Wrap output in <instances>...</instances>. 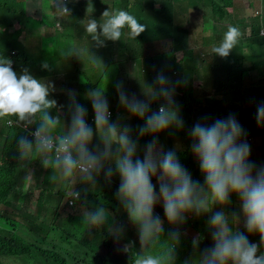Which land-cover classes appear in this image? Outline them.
I'll use <instances>...</instances> for the list:
<instances>
[{
	"label": "clouds",
	"instance_id": "1",
	"mask_svg": "<svg viewBox=\"0 0 264 264\" xmlns=\"http://www.w3.org/2000/svg\"><path fill=\"white\" fill-rule=\"evenodd\" d=\"M52 7H55L59 16L70 14L67 0H53ZM5 12V5L2 6L0 0V22L4 21ZM259 15L264 18V13L260 10L253 17ZM15 19L23 29L19 19ZM2 25L7 30L6 23ZM8 25L11 23L8 22ZM125 27L130 30L129 38L136 39L146 30L147 25L122 9L106 10L99 21L91 18L84 25L86 33L97 47L105 46V41L108 40H121ZM263 28L264 25L260 30L262 36ZM241 35L238 26L229 24L222 41L213 45L212 54L227 58L239 44ZM73 53L82 58L83 53L80 50L72 49L69 55ZM11 59L14 60L13 66ZM18 62L21 59L16 51H11L8 59L0 57V130L2 127L9 129L17 126L25 133L26 136H21L17 145L20 160L39 158L45 169L58 171L61 178L69 183L79 180L94 187L96 177L101 172L109 182L114 174L118 173L121 178L116 193L121 205L109 200L102 203V198L97 205L91 199H84L92 198L91 194L66 186L55 193L62 212L78 208L88 200V204L95 205L96 209L93 211L88 206L91 211H84L83 223L89 228H99L106 224L108 211H116L111 207L116 206L121 212H127L130 221L138 228L141 251L133 257V264H173L174 244L179 241V232L169 233L170 239L167 241L170 244L160 253L153 254L147 250L149 246L160 241L164 232L163 220L158 214H154L155 206L162 201L168 222L178 224L185 222L187 213L199 216L210 212L214 204L230 203V193H236L242 202L235 208L233 220L243 214L247 231L258 232L260 244L264 245V160L263 156L253 159L255 155L247 143L248 141L254 149H259L264 146V134L259 137L249 136L247 141L241 140L246 132L232 114L226 119H216L211 124L197 122L189 135L193 140L191 151L198 157L204 174L205 184L201 185L199 181L193 180L190 172L180 163L172 151V145L168 144L169 151L166 149L164 152L155 138L157 133L170 127H184L179 106L174 100L175 87L163 74H158L156 78V83L160 86L158 89L150 86L145 88L146 100L139 99L135 94L129 96L121 83L111 86L96 85L92 89L85 87L88 88L87 93L80 98L84 99L82 103L85 105L87 99L91 100L94 113L89 117L87 108L77 102L79 97H76L75 92L69 93L71 123L67 128L63 123L64 131L61 134L57 129L63 121L59 115L51 114V110L57 107V101L49 98L52 86L32 76L27 69L18 77L13 70ZM93 63L100 66L96 59ZM42 67L48 68L49 65L44 63ZM105 95L118 96L121 106L145 121L138 128V135L143 137L151 134L154 138L145 145L143 159L137 156L139 143L133 139L131 127L112 122L114 109L109 108ZM161 98L164 103L160 104L158 111H153L151 103ZM37 114H40L39 120L36 119ZM37 122L38 126H35L34 123ZM257 122L264 123V104L257 106ZM94 136H98L99 144L93 150L89 146L92 145ZM106 162H114L115 169L110 166L106 168ZM187 165L189 164L185 166ZM0 173L4 180L13 182L7 191H0V222H8L3 229V235L8 232L21 234L23 229H33L39 223L31 221L25 213V201L32 197L35 202L34 211L39 210L35 194L30 192L28 197L25 196L33 182L32 174L29 173L24 178L23 193L15 189V178H11L1 166ZM153 177L159 183L158 193L152 183ZM60 194L64 195V202H59ZM58 207L57 213L60 212ZM239 208L242 209L241 213H238ZM116 212L120 219V212ZM127 219L120 226L115 225L114 221L111 225L112 230L119 229L114 233L117 240L123 228L127 227ZM208 224L214 229L211 232L214 246L204 250L191 263L185 259V262L176 261L174 264H264V254L257 255L259 245L250 243L242 232L234 231L224 212L214 213ZM237 224L239 225L238 219ZM194 227H189L184 232H191L189 235H192L191 229ZM198 243V240L193 241L194 246H198ZM122 250L129 251V245L125 244Z\"/></svg>",
	"mask_w": 264,
	"mask_h": 264
},
{
	"label": "crops",
	"instance_id": "2",
	"mask_svg": "<svg viewBox=\"0 0 264 264\" xmlns=\"http://www.w3.org/2000/svg\"><path fill=\"white\" fill-rule=\"evenodd\" d=\"M229 3L232 4L229 5ZM1 4L2 6L5 5L6 12L4 13V21L0 22V26L3 23L7 25V30L2 32L0 36V45L3 48H12L11 51L18 52L20 57L23 53L15 48L18 45L27 50L33 47L41 48V40L38 37L43 39V36L46 40L51 36V39L55 41L52 52L46 55L47 60L43 62H36L35 60L33 63L32 60L34 59L24 53L25 56L29 57V61L24 62L20 58L21 62H18L13 70L17 68L19 70L18 74L21 72L22 75L24 70L27 69L32 76L50 84L52 87L57 84L66 87V89H73L76 97L79 98L87 93L88 88H85L87 87L85 84L76 85L78 77L71 78L67 71L61 72L63 67L61 64L63 63L57 60L58 56L55 49L72 40L74 27L76 30L81 31L82 26L87 24L89 19L94 18L99 21L106 10H126L134 15L139 22L147 25V28L136 39H131L128 35L130 30L125 27L122 30L121 40L105 41L103 47H97L95 44L96 48L93 55L100 60L103 72L102 77L95 75L93 79L96 85L111 86L121 83L129 96L135 94L141 100H146L145 88L150 86L158 89L160 87L156 83L158 72L157 70L154 71L153 68L157 69L159 65L167 67L168 62H172V60L165 58V52H183L185 50L212 52L213 45L222 41L223 34L229 24L238 26L243 35L248 23H255L258 19L257 16L253 17L254 14L259 10L264 13V0H67L70 14L65 16H59L56 13L55 7H52L53 0H1ZM135 11L140 12L141 15H136ZM145 13L149 17L145 16ZM15 17L22 21L25 20L26 29H22L18 25L19 23L16 22ZM8 22L11 23L10 26ZM33 31L41 32L43 36L39 33H33ZM216 32L219 33V37H216ZM196 33L198 37L193 38ZM58 42L61 43L58 45ZM132 42H135V44H132ZM239 47L240 44L231 51L227 58L218 56L219 59L215 63L210 59L212 55H201V58L211 60L212 67L211 65L200 66L195 55H192L193 57L185 65L184 72H171L169 80L175 87V97L180 98L177 105L180 109V117L186 127L192 129L197 122L211 124L216 119H226L232 114L235 115L245 130L246 136L244 137H259L264 134V123L257 122V106L264 104V101H258L259 92L256 89L260 86L256 83L258 78L254 79L256 76L263 74L264 70L263 68L255 72L245 70L243 60L248 54L247 52L244 54V50L237 51ZM258 49L261 48L256 45L252 50L256 57L260 55L256 52ZM263 50L264 48L261 51ZM54 53L55 55H53ZM261 58H264V54ZM44 63H47L49 67L43 68ZM21 64L25 65H22L21 68ZM147 67L153 70L150 74L144 70ZM94 68H97V66L94 65ZM222 75L224 78H221ZM182 96L193 99L195 101L194 106L183 107ZM239 98L245 101V105L234 111L230 105L225 103L227 100ZM156 102H159L158 108L162 104L160 101L152 102L155 104L151 106L153 111L156 109ZM78 103L84 107L88 106L82 102ZM201 103L208 109L206 112L198 111V106ZM59 112L62 114V111ZM118 115L123 119L124 117L133 116L123 107ZM39 117L40 114H37L36 119L39 120ZM134 117L132 135H135L138 128L145 123L139 117ZM12 118L18 120L15 116H12ZM34 125L38 126V122ZM176 130L177 128L173 126L160 132L165 134V141L172 144L173 149L177 142H183L185 139V137L178 139L174 137V131ZM0 131L7 134L12 133L9 132L7 127H2ZM63 131L57 132L62 134ZM19 132V136L14 134L12 138L9 137L17 145L19 138L26 136L21 130ZM153 138V135L146 140L140 137L137 152L140 159H143L145 145ZM155 138L158 139L160 145L161 141L158 133ZM97 144H99L98 136H94L92 145L89 146L90 149L94 150ZM10 156L13 158L6 160L7 167L1 166V169L5 170L11 178H15L16 164L34 165L36 171L44 174L48 172L49 176H52L55 193L66 186L84 192H87V188L92 187V192L89 190L91 195H99L103 191L108 195H116L118 191V183L109 182L103 172L96 177L94 187L79 180L76 183L75 180L69 183L61 178L58 171L53 172L51 168L45 169L39 158L22 161L19 154L13 153ZM12 159L15 160L14 165L10 163ZM107 164H110L112 168L115 165L113 162H106L105 167ZM53 177L55 178L53 179ZM35 201L38 205V198H35ZM56 203L59 206L57 200ZM34 205V197L25 201L27 217L34 211ZM55 209L57 208L55 207ZM242 217L243 214L238 216L239 224Z\"/></svg>",
	"mask_w": 264,
	"mask_h": 264
},
{
	"label": "rangeland",
	"instance_id": "3",
	"mask_svg": "<svg viewBox=\"0 0 264 264\" xmlns=\"http://www.w3.org/2000/svg\"><path fill=\"white\" fill-rule=\"evenodd\" d=\"M135 12H136V15L138 16L141 15L140 12L138 11H135ZM145 16L149 17L147 13H145ZM249 19L251 20V18ZM81 22L86 23L87 21H81ZM73 29H75V31L73 32L72 30V37H71L72 40L66 43L65 45L63 44L60 47L55 49L56 50L55 53H57V56H58L57 60L63 63L61 64L63 65L61 72L67 71L68 75L71 76V78L78 77L76 79L77 86L85 84L87 87L93 88L96 86L93 76L96 75V76L102 77V72H103V68L101 66L100 60L97 59L93 55V53L95 52L96 43L91 40L90 36H88V34L85 31L84 26H82L81 31L76 30L75 27ZM33 33L41 34V32H38V31H33ZM251 36H252V33L250 31H246V30L243 31V35L241 36L240 41H239L240 47L237 49V51L244 50L243 51L244 54L247 52L248 56L243 60V67L245 70L249 72H255L261 68H264V58H261L264 54V50L263 51H261V49L256 50V52L260 53V55L258 57L254 56V53L252 52L254 48L252 45H249ZM196 37H198L197 33L193 36V38H196ZM216 37H219L218 32H216ZM38 38L39 40H41L40 41V44L42 45L41 48L33 47L27 50V49H24V47H21L20 45L16 46L15 48L20 53H27L29 56H31L34 59L32 61L36 60V62H43L47 60L46 55L52 52L55 41L51 39V36H49L47 40L44 38V36H43V39L41 37H38ZM176 38H179V37H176ZM60 43L61 42H58L57 44L59 45ZM132 44H135V42H132ZM246 47H249L248 50H245L247 49ZM72 49L80 50L83 53L82 58L75 53L69 55V52ZM1 51L5 54H8V55L10 54V49L3 48L0 45V52ZM55 53L53 55H55ZM203 54L206 56L209 54L212 55L210 59L214 61V63L219 59L218 56L212 54V52L190 51V50H185L183 52H165L164 53L165 58L168 60L169 59L172 60V62H168L167 67L159 65L157 69L153 68V70L154 71L157 70L158 74H163L165 77L170 79L171 72L181 73L185 71V65L190 60V58L193 57L192 55H195V58L198 61L200 66H203V65L210 66L211 65L212 67L213 64L210 63L211 60L201 58V55ZM94 59L98 60L99 62L100 66L97 68H94V65H95L93 63ZM144 70L147 71L148 74H150L153 71L149 67L145 68ZM14 71L17 73V76L21 75V72L18 74L19 70L17 68ZM221 78H224V76L222 75ZM61 80H64V79H61ZM71 92H73V89L72 90L66 89V87H63L57 84L53 85L52 90L50 91L49 98L55 99L57 101V107L51 110V114L53 116L59 115L61 120L63 121L61 125L58 127L57 131L64 130L63 123L65 125V128L70 126L71 115H70L69 107L71 104V100H70L69 93ZM106 99L109 102V108H113L115 110V113L113 110V114L115 115H114V119L112 120V122L116 121L119 123H123L125 125L130 126L132 129L135 117L128 116V117H124L123 119V117H120V115H118V113H120L123 107L119 103L118 96H111V97L106 96ZM76 100L77 102H84V99H81V98H78ZM174 100L177 104L178 101H180V98L174 97ZM159 101L161 103H164L163 98H161ZM85 102H86V105L89 106V107L85 106L87 108V113H89L88 114V117H89L92 113H94V110L92 108L90 99H87V101ZM156 104L158 105L159 102H156ZM59 111H62V114H60ZM155 111H158V107H156ZM14 128H17V129H13L11 134L0 132V166L7 167V163L5 159L13 158L10 156L13 153L19 154L17 143H13L11 140L14 134L15 135L19 134V128L17 126H15ZM186 128L188 127H186L184 124L183 128L181 129L177 128V130L174 131V137H177V139L180 137L181 138L185 137L183 142L182 141L177 142L174 145V149L172 151L175 153L184 154V153H187L188 151H191V145L193 143V140L191 136L189 135V132L191 129L190 128L186 129ZM136 132H137L135 133L136 137L135 135H132V137L133 139H136L139 142L140 136L138 135V130ZM150 136L151 134L145 135L141 138H143V140H146ZM158 136L161 141V144H160L161 148L162 150L165 151L166 149H168L169 142L165 141L164 133H158ZM9 137L11 138L9 139ZM192 154H193L192 156H189V155L184 156V158L181 159V164L183 166H185L186 164H189L188 171L190 172L193 180L199 181L201 185H204L205 184L204 174L202 173L200 169L199 159L198 157H196V155L193 152ZM249 162L253 163V160L249 159ZM113 164L115 163L113 162ZM109 166L111 167L110 164H107L106 168ZM115 167L116 166L114 165L113 169H115ZM29 173H31L33 176V182L31 183L28 192L25 193L22 190L23 185H24V178ZM15 174H16L15 175V189L19 190L20 192L25 193L26 197H28V194L32 192L35 194L34 195L35 198H38L39 210L32 211L29 215V218L33 222L44 224V225H49L48 227H46V229L48 228L50 229V232H52V236H51L50 242H46L47 243L46 247L51 248V249H54V247H57L58 252L60 253L61 257L64 256L65 254L71 263L79 264L82 261V257L77 252V249H76L77 245L69 246V245L64 244V242L78 244V240L77 239L76 240L67 239L65 236L66 231L64 230H61L60 235H58L57 231H55L53 227L59 228V229L65 228V227L69 228L71 223H75L78 226H73L71 229L72 232L75 233L77 237H80V235H78V230L87 233L88 237L86 240L84 239V242H85V245L90 248H98L102 245L106 249L112 251L110 244H114V246L117 247L119 250H121L123 253L130 252L131 249L141 248L139 235H138V228L130 221L127 212L126 213L121 212V210L117 208L116 206L111 207L114 210L116 211L118 210L120 212V213L118 212L120 214V219L118 218L116 211L110 210L108 211L109 216H108L107 222L105 225H103V226H106L108 231L114 236V233L119 229L114 228L112 230L111 225L113 221L115 225L120 226L123 223H125L126 218H128L126 221L127 227L123 228V231H122V234L119 240H117L114 237H111L110 234L106 236L100 231L91 233L89 230V227L83 223L84 211L85 210L91 211L88 207V202H89L88 200L84 201L78 208L66 209L63 212L60 210V212L57 213L55 209V207L56 208L58 207L56 203V194H52L45 189V186L48 183L52 184V179H51L52 176L50 177L48 172H46L45 174L40 173L39 171H36L34 165L26 166L24 164H19V165L16 164ZM111 181L117 182V183L121 182V178L118 175V173L113 175V177L111 178ZM158 184L159 183L157 182L155 186L156 189H157ZM91 189L92 187H90V189L87 188V194H90ZM58 198L60 201H63V202L65 201L64 195H61ZM102 199H103L102 203H105L106 200L104 198ZM241 202L242 201L240 200L239 196L236 193H230V203L228 204H224V205H221L218 203L214 204L210 212L203 213L199 216L196 215L195 213L186 214L185 221L190 222V224L194 225L195 227L193 226L194 228L191 229V231L193 232L192 235H189L191 232H184V234L189 235L188 237L191 238L193 241L194 240L199 241L198 246H193L195 254L197 255L196 260L198 257L202 255L204 250L214 246V241L212 237L210 239L208 235V231H210V234L212 232L208 224V221L210 220L211 216L216 212H224L225 215L228 216L229 222H230L231 220L230 210L233 207L234 214H236L235 208L237 209L239 203ZM0 209H2V205L0 206ZM241 212H242V209L239 208L238 213H241ZM154 213L158 215L160 214V209L158 207V204L154 208ZM237 219L239 220V218ZM237 219L235 220V227H236L235 230L240 231L241 229L245 228L244 216L242 217L239 225L237 224ZM4 222L5 221L0 222V236H3V233H2L3 229L5 225L8 223L7 221L5 223ZM230 225H231V222H230ZM94 229H97V228L94 227ZM98 229L103 230V228H100V227ZM16 234L23 236L22 233L20 234L17 232ZM53 234L56 236V239L54 238L55 236ZM134 234H136L137 236L134 237ZM244 235L248 238L250 243H256L259 245V251L257 255L264 254V245L260 244V235L258 232L249 233L248 231H246ZM52 239H55V240H52ZM184 243H185L184 238L179 240L180 247H183ZM125 244L129 245V251L127 252L122 250ZM99 252L101 253V251ZM33 254H34V259H31L28 256L5 257L3 258L2 263L3 264H47L45 258L42 255H40L39 253L35 251ZM83 254H84L83 258L85 259L86 263L85 261H83L82 264H107L105 261V258H102L100 254L94 252L93 250L89 248H86V252H83Z\"/></svg>",
	"mask_w": 264,
	"mask_h": 264
},
{
	"label": "trees",
	"instance_id": "4",
	"mask_svg": "<svg viewBox=\"0 0 264 264\" xmlns=\"http://www.w3.org/2000/svg\"><path fill=\"white\" fill-rule=\"evenodd\" d=\"M232 3H229V5H231ZM225 17V16H223ZM19 22L23 25V29H26V22L25 20H20ZM264 23H263V15H259L258 19L256 20L255 23H248V25L245 27L246 31H249L252 33V36L250 37V42L249 45H252L253 48H255L256 45H258L259 48H261V50L264 48V36L261 35V29L263 27ZM2 32H5L4 30V26L1 25L0 26V36L2 35ZM260 43V44H258ZM10 52L12 50V48H9ZM8 54L3 53L2 51L0 52V57H5L8 59ZM21 59H23L24 62H28L29 61V57L25 56V54H21L20 56ZM34 63V61H33ZM22 65L25 64H21V68L23 67ZM264 70V68H263ZM258 78V79H257ZM254 79H257L256 83L260 86L258 89H256L257 92H259V96H258V101H264V71L263 74H260L258 76H256ZM92 89V88H90ZM181 101H182V105L183 107L186 108V106H194L195 101L191 98H187L186 96H182L181 97ZM227 105H230L232 107V110H236L239 108H242L245 105V101L242 100L241 98L236 99V100H227L225 102ZM153 104V105H152ZM154 103H151V106H154ZM204 110V111H203ZM208 109L201 103L198 106V111L200 112H206ZM15 126L9 127V132H12L13 129H17L14 128ZM20 130V129H19ZM22 131V130H21ZM1 132V131H0ZM23 132V131H22ZM21 132V133H22ZM20 135V132L18 134V136ZM248 137H242L241 140H248ZM15 139V138H14ZM247 143L250 145V149L251 151L254 153V158L253 159H257L261 156H263L264 159V146L260 147L259 149H254L253 145L251 143H249L247 141ZM172 145V144H171ZM177 158L179 159L180 163H181V159L184 158V156H192V152L188 151L187 153L181 154V153H175ZM261 160V159H260ZM10 163L12 165H14L15 160H11ZM187 170L189 169L188 165L184 166ZM13 182L11 180H4L1 173H0V191H7L9 186L12 184ZM152 183L154 184V186H156L157 183V179L156 178H152ZM47 184V183H46ZM120 184V182H119ZM119 184L117 185V187H119ZM45 189L52 193L55 194L54 192V188L53 185L48 183L45 186ZM157 193L159 192V184L157 185V189H156ZM61 196V194L59 195V197ZM91 199L92 202H96L97 205L100 203V198H104L106 201L109 200L110 202H114L117 203L119 205H121L120 201L117 199L116 195H108L106 192H102L99 195H92V198L90 197H84V199ZM59 200V198H58ZM59 202H61L59 200ZM88 206L94 211L96 209L95 205H91L88 204ZM69 207V206H68ZM158 207L160 209V218L163 220V228H164V232L163 235L160 239V241L154 245V246H149V248L147 249L148 251L152 252L153 254H158L161 251L165 250L170 242L167 241L170 239L169 237V233L171 232H179L180 234V239L184 238V245L183 247H180L179 241L176 242L174 244V262L173 264L177 261V262H185V259H188V262L191 263V261L196 260V256L194 254L193 251V240L191 238H189L186 234H184V230H186L189 227H193L192 224H190V222H186L185 223H178V224H170L166 218V215L164 213V209H163V202L161 201L160 203H158ZM155 214V213H154ZM230 214H231V226L234 227L233 230L236 231V227H235V220H233V217L235 216L234 214V209L232 207V209L230 210ZM73 226H78L75 223H71L70 227L67 228H55L53 227V229L55 231H57V234L60 235L61 230L66 231V238L69 240H78V244H72L69 242H64V244L69 245V246H74L77 245V252L78 254L82 257V261L79 264H82L83 261H85V259L83 258V252H86V248H89L91 250H93L94 252L100 254V256L102 258H105V261L107 264H133V257L136 255L137 252L141 251L140 249H131L130 252L127 253H123L121 250H119L117 247L114 246V244H110V247L112 249V251L106 249L104 246H100L98 248H90L88 246L85 245L84 239L86 240L88 237V234L78 230V235H80V237H77V235L75 233L72 232V227ZM100 228H103V230H99L94 229V228H89L90 232H102L104 235L108 236L110 234L111 237H114L106 228V226H102ZM214 229H211V231H213ZM247 231L246 228H243L240 230V232H242L243 234ZM54 232V231H53ZM23 236L19 235V234H12L10 232H8L7 234L3 235L0 237V264H3V258L5 257H24V256H28L31 259H34V251L39 253L40 255H42L47 264H74L71 263L70 260L67 258V256L64 254V256L61 257L60 253L58 252L57 247H54V249L48 248L46 247V242H50L51 240V236H52V232H50V229H46V226L44 224H39L36 227H34L33 229H30L28 231H26L25 229H23ZM54 235V234H53ZM208 235L209 238L211 239V234L210 231H208ZM55 236V235H54ZM137 236L136 234H134V237ZM56 238V236L54 237ZM32 239V241H31ZM55 240V239H52ZM86 247V248H85ZM101 251V253L99 252ZM86 263V261H85Z\"/></svg>",
	"mask_w": 264,
	"mask_h": 264
},
{
	"label": "built area",
	"instance_id": "5",
	"mask_svg": "<svg viewBox=\"0 0 264 264\" xmlns=\"http://www.w3.org/2000/svg\"><path fill=\"white\" fill-rule=\"evenodd\" d=\"M11 61H12V66L14 65V60L13 59H11Z\"/></svg>",
	"mask_w": 264,
	"mask_h": 264
}]
</instances>
